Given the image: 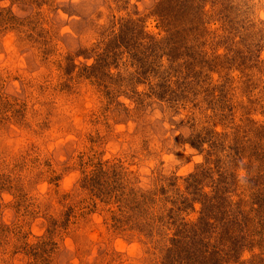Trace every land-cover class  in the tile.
I'll return each mask as SVG.
<instances>
[{
    "label": "rangeland",
    "instance_id": "obj_1",
    "mask_svg": "<svg viewBox=\"0 0 264 264\" xmlns=\"http://www.w3.org/2000/svg\"><path fill=\"white\" fill-rule=\"evenodd\" d=\"M226 186L264 264V0H0V264H194Z\"/></svg>",
    "mask_w": 264,
    "mask_h": 264
},
{
    "label": "trees",
    "instance_id": "obj_2",
    "mask_svg": "<svg viewBox=\"0 0 264 264\" xmlns=\"http://www.w3.org/2000/svg\"><path fill=\"white\" fill-rule=\"evenodd\" d=\"M233 177L232 175L231 178ZM229 188L226 186V188L219 189L214 196H209L205 192L199 193V196L200 194L203 196L202 202L205 199L210 200L209 211L205 212L204 217L200 218L198 222L184 223L180 228L182 231L173 237L171 244L177 248L178 253L176 252V254L186 258L188 256V260L194 261V264H201L203 259L210 264H233L237 262L242 264L239 263V254H241L243 246L254 248L262 243L255 242L250 238L253 235L262 234V229L258 230L254 227V224H260V218L256 219L251 213L245 214L243 208L246 209L247 202L243 199L238 203L239 206L234 203L231 200L233 192ZM254 194L251 199H256L254 202L258 204L264 197V190L258 187ZM245 205L246 207H244ZM241 229H243V233L238 234L237 230ZM215 233L218 234V238L217 242L212 245L209 239ZM196 241L201 242V250L196 247ZM233 256L237 261L233 262ZM174 262L177 263L178 260L175 258ZM243 263L245 264V262Z\"/></svg>",
    "mask_w": 264,
    "mask_h": 264
}]
</instances>
